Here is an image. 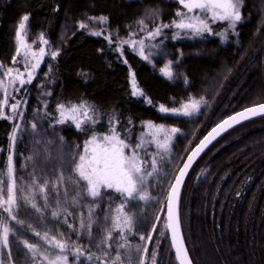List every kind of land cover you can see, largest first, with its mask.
<instances>
[{
    "label": "trees",
    "instance_id": "16d2710c",
    "mask_svg": "<svg viewBox=\"0 0 264 264\" xmlns=\"http://www.w3.org/2000/svg\"><path fill=\"white\" fill-rule=\"evenodd\" d=\"M242 2L243 20L237 27V43L223 45L211 37L201 41L204 53L199 55L193 51L200 42L175 44L184 54L182 67L187 86L181 81L165 80L129 48L120 52L104 37L79 27L87 17H105L110 29L123 32L124 27L156 13L169 24L182 10L175 0H0V64H13L17 28L27 15L29 28L41 34L57 53L53 64L57 82L51 106L58 102H87L104 116L113 112L120 129L125 130L130 123L160 122L159 104L204 93L208 98L206 108L187 124L194 133L184 151L187 155L222 119L264 103V0ZM221 26L212 29L217 32ZM129 68L151 104L131 95ZM47 126V135L57 136L64 143L67 159L80 153L89 136L86 128L79 131L69 123L54 129ZM10 132L7 119H0L2 151L10 144ZM68 188L66 208L72 206L75 195L73 186ZM102 200L97 199L95 204ZM179 218L193 264H264V116L232 129L199 159L183 185ZM100 220L94 222V232ZM32 226L28 225L32 236L46 232L31 231ZM156 227L154 220L148 224V236ZM88 252L91 251L85 248L86 255ZM68 255L74 264L71 250ZM158 262L176 264L166 236ZM137 263L131 260V264ZM75 264L99 261L81 257Z\"/></svg>",
    "mask_w": 264,
    "mask_h": 264
},
{
    "label": "rangeland",
    "instance_id": "374dc122",
    "mask_svg": "<svg viewBox=\"0 0 264 264\" xmlns=\"http://www.w3.org/2000/svg\"><path fill=\"white\" fill-rule=\"evenodd\" d=\"M175 1L182 8L179 13H187V9L183 8L180 0ZM241 3L243 5L242 0ZM240 11L242 16V7ZM187 15H201L202 18L207 19L211 32L195 34L190 29H178L172 26L174 22H178L182 18L181 16H178L172 23L167 24L170 25L169 27L161 29V33L159 36L149 39L148 31H154L157 26L166 24L161 21L158 13H156L155 15L150 14L148 18L140 19L143 20L147 25L146 30L141 29V25L138 23L140 20H138L134 24L124 27L123 32L112 30L109 28L107 19L102 21L100 19L101 17H87L84 21L79 23V27L92 35H94L93 33H99V35L95 36H102L105 39L107 37L106 40H108L109 42L111 41L110 43L116 48V50L118 49L120 52L123 48H129V50L134 52L138 57L145 61L155 70L157 74L161 75L165 80L169 82L181 81L185 86H187L188 81L182 67V58L184 54L180 51L179 48L175 47V44L178 42H188L189 44L200 42L198 43L197 47H194V49L196 50L193 51L194 55H199L204 53V47H202L201 41H205L206 39L211 37L218 38L219 42L223 45H227L231 42L237 43V27L243 20L242 17L241 21L238 22L236 27L233 29L229 27L228 21L218 20L213 22L210 17H206L204 14L200 13L199 10H194L192 13H187ZM82 24L85 25V27H81ZM216 25L222 26L220 30L214 32L212 27H215ZM25 32V42L31 46V49L39 53L40 49L43 48L45 51V55L40 62L39 68L36 69L35 78L33 79L31 84H25L23 87H21L17 82L15 84V88L19 89L18 91H13L12 85L8 86V92L10 93V95L8 96V104L5 105L4 108L6 114L11 116V119H7V121L11 125V132L9 135L10 144L6 147V149H4V151L0 149V180H4L5 182L7 181V176L5 175L7 170V159L11 154L13 155L14 176L16 179L17 197L19 204V207L16 210L17 218L23 221V223L16 224L15 221H7L10 227H12L13 232L16 234L10 237L9 249L0 248V261H3V264H9L8 253L9 251H11V264H31L30 254H28L27 249L24 248L22 241L27 240L30 243H40L42 246L46 247V245H43V241L39 240V237L32 236V234L29 233L30 231L28 229V225H33L34 227H30L31 231L34 229H42V231L49 232L50 235L64 233V239H70V241L78 243L82 248L89 249L91 253L100 252V256H103L104 251H109L114 257L117 251H119L122 255V264H127L129 259L136 263H139V258L142 257L144 258V264H159L158 260L161 259L164 238L165 236L166 238H168L165 220V203L167 194L175 173L186 155V152L184 151L187 149L189 145L188 143L194 134L193 130L189 126H187V124L188 122L195 120L199 116V114L206 108V105L208 104V98L206 94H187L184 97L170 100V102L166 105H157L158 111L160 105H164L168 108L178 109L182 104L187 103L190 98L199 100L201 97H203L204 103L200 106L199 111L191 116L161 113L159 111L162 118L160 122L156 123L152 121H141L139 123H130L128 127L125 128V130L120 129V122L117 120L113 112L104 116L97 109H95L93 105L87 102L65 104L66 106H71L73 104H85L91 107L92 112L90 113V115L94 117L95 123L89 122L84 125V128L89 131L87 140L90 139L92 134H96L97 136L109 134V129L113 125L117 128L118 132L121 135V138H127L126 142H129L131 145H135L136 143H138L139 138L142 136V134H146L149 132V130L145 127V124L148 122L157 125H164L169 129H179V132H177L173 136V139L171 141L170 152H161L156 156V159L158 161V172L154 176L149 178V183L147 186L149 199L146 201L133 202L136 205L135 207L129 206L128 210L131 213L135 214V226L132 233L127 234V241L132 247L130 249H118L116 245L122 242L119 240H113L111 242L112 247L110 249L96 247L95 244H99L100 238H102L104 235L105 228L111 227V217L116 215L115 209L121 203V200L119 197L117 198L116 195L112 194L114 191H105L102 197L103 200L101 201V203L98 201L97 205L95 204L97 200L93 202L91 197L88 198V196H84L82 197V199H80L81 204L79 205L81 209H79L78 206L67 207L68 211H70L72 215H67L62 211L59 217H52V211L57 210V200L60 201L61 208H64V206H66L65 203L68 199V195L66 196V193L69 189L68 187L72 185L70 183H67V180L69 177H75V174L72 172V169L74 167L73 160L78 159V156L76 154L71 155L69 156L70 160L67 159L68 156H66V147L64 143L60 140H57L59 139L57 138V136L53 137L51 135H47L48 133L50 134V132H46L44 128L45 126L49 125L50 129H54L55 127H60L66 123H69L74 127L75 125L71 122V120L66 121L64 124L56 123L57 119L59 118L57 105L63 103L58 102L54 104V106H51V97L53 95L54 88L57 82L55 71L53 69L54 59L51 55L53 51L51 50L48 42L46 44L41 42L40 37L42 35L37 31L30 29L27 23ZM125 40H143L145 43V55H149V59L145 60L141 57V55H139L138 46L134 47L131 44H123L122 41ZM17 46L18 43L15 37V56ZM17 61L18 62L13 63L11 66H4V69H1L0 78H4V71L7 68H13L14 70L18 69L19 71L24 72L25 65L23 54L17 57ZM32 62L34 63L35 61ZM167 64H170L171 66V71L173 73L172 78L164 76L161 72V69ZM13 75H15V71ZM133 77L135 78L134 72L129 68V85L131 95L135 98L142 99L147 104H151L148 102L150 101L148 97L139 88L137 82L136 85L141 90L143 95L134 96L132 94ZM26 78L27 76L25 74V79ZM3 99L4 93L2 90H0V101H2ZM18 101L20 103L17 109V113H23L22 116L19 114L13 115L11 112V104L17 103ZM32 124L37 125L35 131H33L32 129ZM16 125L20 126L19 129H16ZM14 130L16 131V141L13 148L11 134ZM145 138L150 139L149 136H146ZM160 138H163V134H161ZM37 141H40V143H37ZM48 141H51V143H47ZM83 150L84 146L81 149L80 153H82ZM127 151L129 150L126 149V152ZM146 151L149 154H155L157 152V149L154 144H149L146 146ZM141 154H144L143 150L141 151ZM28 157H32V159L28 160ZM149 170L151 169L149 168ZM61 173L63 174L66 183L58 185L57 189L55 190H49L48 196L50 193H52L54 194V197L49 196V207L44 209L42 212L37 213L23 199L20 198L22 196L29 195L33 176L37 178L38 183H43L45 179H47L51 183H55L57 177L61 175ZM199 178H202V176L199 175ZM80 183L82 185L84 184L83 181H81ZM3 187L5 189L4 194L6 196L7 184L5 183ZM21 188H23V192L20 191ZM58 191H60V193H58L57 195ZM31 192L35 194V202L38 205L43 206L45 201L41 197L38 190L33 187L31 188ZM84 203L86 206L83 207ZM94 205H96V207H94ZM89 207H92L94 209V213L91 217L92 221L96 222L98 218L101 219V223L98 225L97 231L94 232V227L92 226L93 231L91 237H89L87 229L80 228L81 218H83L85 221L88 220ZM0 217H7V213H5L2 209H0ZM157 217H159V219H157ZM31 220H34L36 223L33 224ZM65 220L67 221V223H65ZM153 220L156 223L157 227L153 229V233L151 232L152 234L150 233L151 239L148 240L149 232L146 233L147 226ZM69 224L73 225V228L77 231H81L83 235H76L73 232V229H70L68 227ZM118 235L119 234L116 232L113 233L114 237ZM142 235L145 237L144 240L140 239V236ZM137 246H140L139 251L136 250ZM145 248H147L148 250L147 253H144L143 251ZM126 252L128 253V256H124V253ZM153 257L155 258L154 260ZM75 263L76 261H74V264ZM70 264H73V262H71Z\"/></svg>",
    "mask_w": 264,
    "mask_h": 264
},
{
    "label": "snow or ice",
    "instance_id": "6c2138e0",
    "mask_svg": "<svg viewBox=\"0 0 264 264\" xmlns=\"http://www.w3.org/2000/svg\"><path fill=\"white\" fill-rule=\"evenodd\" d=\"M181 5L184 9H187V13H192L194 10H199L200 13L206 17H210L213 22L215 21H228L229 27L235 28L237 23L241 21V0H180ZM187 13H177L182 18L178 22H174L172 26L178 29H190L195 34H201L203 32H211L208 21L202 18L201 15L188 16ZM29 17L23 16L18 30L16 32V39L18 46L16 48V56L13 57V63L18 62L17 57L23 54L25 71L21 72L18 69L7 68L4 71V78H0V90L4 93V99L0 101V118L11 119V116L7 115L4 106L8 104V86H13V91H18L15 88V84L18 82L21 87L25 84H31L35 78L36 69L39 68L40 62L45 55L43 48L40 49L39 53L33 51L31 46L25 42L26 39V22ZM102 21L106 18L101 17ZM141 25L142 30L147 29V25L143 20L138 22ZM170 25L157 26L154 31H148V38L152 39L159 36L162 28L169 27ZM85 27V25H81ZM99 35V33H93ZM107 39V37H106ZM41 42L47 43L43 36L40 37ZM111 42V41H110ZM123 44H131L134 47H139V55L145 60L149 59V55H145V43L143 40L139 41H122ZM52 58L55 59L57 53H51ZM32 61H35L34 63ZM0 69H4V65L0 64ZM15 71V75H13ZM161 72L164 76L172 78L173 73L171 71L170 64L165 65ZM25 74L27 78L25 79ZM132 94L134 96L143 95L141 90L137 87L135 78L132 79ZM151 103V101H148ZM17 103L11 104V112L13 115H23V113H17L19 106ZM26 103V101H25ZM204 103L203 97L199 100L189 99L187 103L181 105L180 108H168L164 105H160L159 111L161 113H172L182 114L185 116H191L198 112L200 106ZM57 110L59 112V118L56 123L64 124L66 121L71 120L79 131H85L84 125L91 122L95 123V119L90 113L92 109L90 106L85 104L66 106L65 104H58ZM257 114H264V105L258 107L246 109L244 112L237 113L235 116L229 117L223 121L222 124L213 128L208 136L200 142L197 150L193 153V156L198 155L200 151L206 146L211 139L215 138V135L219 134V131H223L225 127H231L232 124L238 123L240 120L248 119L250 116ZM111 123V122H110ZM19 129V125L15 126ZM37 125L32 124L33 131L36 130ZM145 127L149 130L148 133L142 134L139 138V142L135 145H131L126 142L127 138H121L117 128L113 125L109 129V134L103 136H97L92 134L90 139L85 141L84 150L82 153H77L78 159H74V167L72 172L75 177H69L67 183L73 185L75 195L72 197V207H76L80 203V199L84 196L91 197L93 202L98 198H102L105 191H114L119 195L121 203L115 209L116 215L111 217V227H106L104 235L100 238L99 244H95L96 247H103L110 249L112 247L113 240L122 241L118 243L116 247L118 249H130L132 246L127 241V234L132 233L135 226V214L131 213L128 209L129 206L135 207L133 203L135 201H146L149 199L147 192V186L149 178L154 176L158 172V161L156 156L161 152L169 153L170 144L173 136L179 132L177 128H166L164 125H157L151 122L145 124ZM219 130V131H218ZM161 134L163 138L161 139ZM149 136L150 139L145 137ZM62 139V138H61ZM12 146L14 148L16 141V131L14 130L11 134ZM40 143V141H37ZM47 143H51L48 141ZM154 144L157 152L155 154H149L146 151V146ZM126 149L129 150L126 152ZM144 154H141V151ZM193 156L189 157V162L184 165V168L180 170V174L176 177L175 184L172 185L171 191L168 195V222L166 228L172 233V245L176 252V259L179 264H191V260L188 256V252L184 247L183 241L180 239V225L179 220L175 212V202L179 193V185L182 182V178L190 166ZM150 157V158H149ZM31 160L32 157H28ZM149 168L151 170H149ZM5 175L7 181L0 180V209L7 213V217H0V248L9 249L10 237L16 233L13 232L12 227L8 224V220L15 221L16 224H22L23 221L17 218V209L19 207L17 197V185L14 176V163L13 155H9L7 159V170ZM78 177V179H77ZM83 181L82 185L80 182ZM7 184L6 196L4 194V184ZM66 183L63 174L59 175L55 183H51L47 179L43 183H38L35 176L32 177L30 185L29 195L20 197L23 199L32 209L37 213L42 212L44 209L49 207L48 204V193L50 189H57L58 185ZM35 188L40 193L41 197L45 201L43 206L38 205L35 202V194L31 192V188ZM23 192V188L20 189ZM67 196V193H66ZM57 210L52 211V217L56 218L61 215L63 211L67 215H72L66 207L61 208L60 201L57 200ZM94 209L89 207V217L85 221L81 218L80 228L87 229L89 237L92 236V214ZM107 219V217H106ZM159 219V217H157ZM65 223L67 221L65 220ZM68 227L73 229L76 235H83L81 231H77L73 228V225L69 224ZM116 232L119 235L114 237L113 233ZM35 235L39 237L40 241H43L42 246L40 243H30L27 240L22 241L23 246L27 249L30 254L31 264H70L69 261V250H71V256L79 261L81 257H85L88 261H99V264H122V255L117 251L113 257L109 251H104L103 256H95V254L88 252L86 255L85 249L82 248L78 243L70 241V239H64V233L57 235H50L49 232H36ZM141 240L145 237L140 236ZM151 239V236H148ZM137 251L140 250V246H137ZM144 253H147L145 248ZM124 256H128V253H124ZM155 258L153 257V260ZM9 264L12 262L11 251L8 253ZM3 264V261H0ZM128 264H131L129 259ZM139 264H144V258L142 257Z\"/></svg>",
    "mask_w": 264,
    "mask_h": 264
},
{
    "label": "water",
    "instance_id": "95a60500",
    "mask_svg": "<svg viewBox=\"0 0 264 264\" xmlns=\"http://www.w3.org/2000/svg\"><path fill=\"white\" fill-rule=\"evenodd\" d=\"M259 105H264V103H260V104H256V105H253V106H250V107H246V108H243L229 116H227L226 118L222 119L220 122H218L215 126H213L194 146L193 148L188 152V154L186 155V157L183 159L181 165L179 166L178 170L176 171L175 173V176L172 180V183H171V186L169 188V191H168V194H167V198H168V195H169V192L171 191V188H172V185L175 184L176 182V177L180 174V170L182 168H184V165L187 164L189 162V157L190 156H193V153L197 150L198 146L200 145V142L202 140H204V138L206 136H208V133L212 131L213 128H216L217 125L219 124H222L223 121L227 120L229 117L231 116H235L237 113H241V112H244L246 109H249V108H254V107H258ZM264 116V114H257L255 116H250L248 119H243V120H240L238 123H234L232 124L231 127H225V129L223 131H219V134L218 135H215V138L214 139H211V141L209 143L206 144V146L203 148L202 151L199 152L198 155H195L193 156V159L191 161V164L190 166L187 168L183 178H182V182L181 184L179 185V193H178V197H177V200L175 202V212H176V215L178 217V220H179V225H180V218H179V199H180V194H181V191H182V188H183V185L186 181V178L187 176L189 175V173L191 172V170L193 169V167L195 166V164L199 161V159L210 149V147H212V145L214 143H216L221 137H223L226 133H228L229 131H231L232 129L240 126L241 124L243 123H246L252 119H255V118H258V117H262ZM166 198V203H165V220H166V224L168 222V199ZM167 236H168V241H169V245H170V248H171V251H172V254L174 256V259H175V262L176 264H179V261L176 259V252H175V249L172 245V233L169 229H167ZM180 239L183 241V244H184V247L186 248L187 250V247L185 245V242H184V238H183V234H182V230H181V225H180ZM188 252V250H187ZM188 256L190 258V255L188 253ZM191 260V258H190ZM191 264H193L192 260H191Z\"/></svg>",
    "mask_w": 264,
    "mask_h": 264
}]
</instances>
